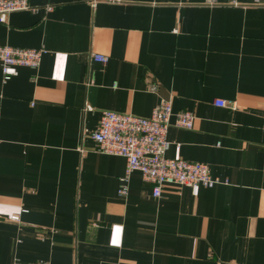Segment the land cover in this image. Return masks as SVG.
Instances as JSON below:
<instances>
[{"label":"crops","instance_id":"obj_1","mask_svg":"<svg viewBox=\"0 0 264 264\" xmlns=\"http://www.w3.org/2000/svg\"><path fill=\"white\" fill-rule=\"evenodd\" d=\"M28 4L0 24V46L45 50L9 80L0 66V264H264V0ZM160 102L166 157L226 183L154 198L132 172L117 194L125 159L90 134Z\"/></svg>","mask_w":264,"mask_h":264},{"label":"built area","instance_id":"obj_2","mask_svg":"<svg viewBox=\"0 0 264 264\" xmlns=\"http://www.w3.org/2000/svg\"><path fill=\"white\" fill-rule=\"evenodd\" d=\"M46 10L49 11L51 8L46 7ZM21 11L35 10L29 6L28 0H0V24L6 22L9 14ZM44 54V49L0 46L3 80L6 81L16 76L18 68L37 70ZM92 58L101 64L107 62V58L102 55L95 54ZM214 104L231 110L236 108L233 102L215 101ZM171 116V105L168 102H160L148 117L110 111L101 112L98 126L90 134V138L96 144L99 153L125 159L124 175L117 191L119 196L127 194L128 179L132 172L140 173L142 180L151 186L154 198L161 196L163 185L188 187L193 194H197L200 187L213 188L226 183L213 178L209 174L208 167L203 163L166 157L171 145L167 140ZM173 125L180 129L191 130L193 127L192 114L190 112L176 113ZM10 219L18 221L19 217L11 216ZM13 264L20 263L14 262Z\"/></svg>","mask_w":264,"mask_h":264}]
</instances>
